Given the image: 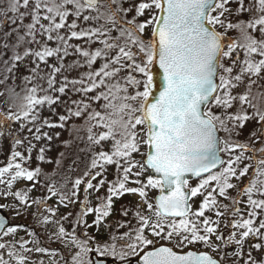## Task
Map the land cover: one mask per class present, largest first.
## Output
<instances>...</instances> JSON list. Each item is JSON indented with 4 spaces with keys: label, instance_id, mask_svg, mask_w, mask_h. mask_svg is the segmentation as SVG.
Masks as SVG:
<instances>
[{
    "label": "snow or ice",
    "instance_id": "snow-or-ice-1",
    "mask_svg": "<svg viewBox=\"0 0 264 264\" xmlns=\"http://www.w3.org/2000/svg\"><path fill=\"white\" fill-rule=\"evenodd\" d=\"M4 137L0 264H264V0H0Z\"/></svg>",
    "mask_w": 264,
    "mask_h": 264
},
{
    "label": "rangeland",
    "instance_id": "rangeland-1",
    "mask_svg": "<svg viewBox=\"0 0 264 264\" xmlns=\"http://www.w3.org/2000/svg\"><path fill=\"white\" fill-rule=\"evenodd\" d=\"M125 6H127V5H125ZM23 10V9H22ZM11 15V14H10ZM28 22V20L26 19L25 20V23H27ZM231 35H235V33H231ZM73 43H78V41H73ZM95 47V46H94ZM75 57H70L69 59H74ZM51 62V61H50ZM78 75V73L77 72H75V71H73L71 74H70V76L71 77H75V76H77ZM62 99H67V97H62ZM72 99H77V97L76 96H73L72 97ZM56 111L57 112H63V109L62 108H59V107H57L56 108ZM43 115L45 116V117H50L51 118V120H53V121H56V119H57V117H55V116H52V114L50 113V112H48L47 110L46 111H44V113H43ZM15 127H18V125H15ZM247 128H248V130H250L251 128H252V125L251 124H249L248 126H247ZM45 131H48V129H45ZM55 131H61L60 129H55V130H53L52 131V133H50V134H53ZM247 134V131H246V133H245V135ZM69 137H68V133L67 132H61V137H60V139L59 140H57V139H53V141L52 142H50V148H51V151H48V152H46V157L47 158H51V159H53V160H55L56 158H58L59 157V154L61 153V152H64L65 153V156H64V158H63V160H62V162H61V165H60V171H62V172H67V170L68 169H70V168H74L75 169V171L74 172H72L70 175H72V177L74 178L75 177V175L77 174V169H78V165H79V163H78V159L76 158V157H74V156H72L71 157V154L74 152V151H78V149H76V148H70V149H66L65 147H64V145L62 144V141L63 140H65V139H68ZM241 139H244V137H241ZM44 143H46V142H44V141H41L40 142V144H38L37 145V148H39L41 145H43ZM83 145H81V147H82ZM78 154H80V155H82V156H84V154L85 153H83V152H79ZM35 155H36V152H33V162H32V167H36L37 166V162L35 161ZM0 163H2V165H3V162H1V160H0ZM1 164H0V166H2ZM44 169H45V171H51L53 168H55L56 167V165L53 163L52 165H47V164H45V165H41ZM113 173H114V168H109V173H108V179L109 180H111V179H113ZM28 182H25V181H19V182H17V184L15 185V188L13 189V190H16V189H18V188H21V187H24L26 184H27ZM193 183H195L194 181H193ZM104 191H106V189H102L101 190V194H103V192ZM39 193H37V192H33L32 193V195H38ZM136 197H134V196H125V197H123V198H121V200L117 203V207H119L120 206V204H129V203H135V201H136ZM10 200H11V198H9V202H10ZM6 201H4L3 199H0V203H5ZM50 203H51V201H50ZM194 207H197L198 206V204H194L193 205ZM7 217H8V219H9V224L10 225H15V224H25V225H30V223H31V217L29 216L27 219H25V218H23V217H20V218H16V219H13L12 218V215H11V213H9V212H7V211H4L3 212ZM225 232H227V230L225 229L224 230ZM19 235H25V233H23V232H21ZM42 239H43V237H42ZM251 242H253V241H249V243H251ZM44 246L45 247H49V248H60L61 246L60 245H58V244H48V243H45L44 244ZM229 248H232L231 246L229 247ZM229 248H227V249H229ZM225 250L226 249H222V251H224L225 252ZM34 258H40V256L39 255H37V256H35ZM44 259H47V257L45 256V257H43ZM227 264H231V261L229 260V261H227Z\"/></svg>",
    "mask_w": 264,
    "mask_h": 264
},
{
    "label": "trees",
    "instance_id": "trees-1",
    "mask_svg": "<svg viewBox=\"0 0 264 264\" xmlns=\"http://www.w3.org/2000/svg\"><path fill=\"white\" fill-rule=\"evenodd\" d=\"M10 146H11V141L8 138L6 137L0 138V160L1 162H5L7 156L10 155ZM79 152L80 151L78 149V151H74L71 154V157L74 156L78 159L79 165H78L77 173L82 172V170L85 167V164L89 163L88 157L85 154L84 156L78 154ZM0 164L2 165V163Z\"/></svg>",
    "mask_w": 264,
    "mask_h": 264
},
{
    "label": "water",
    "instance_id": "water-1",
    "mask_svg": "<svg viewBox=\"0 0 264 264\" xmlns=\"http://www.w3.org/2000/svg\"><path fill=\"white\" fill-rule=\"evenodd\" d=\"M3 215H4L5 217H7L4 213H3ZM7 218H8V217H7ZM8 222H9V219H8ZM232 250H233V248L226 249V250H225V253H226V254H227V253H230Z\"/></svg>",
    "mask_w": 264,
    "mask_h": 264
}]
</instances>
